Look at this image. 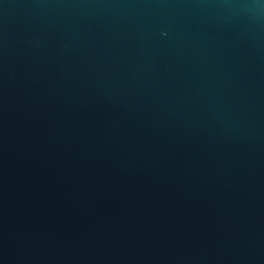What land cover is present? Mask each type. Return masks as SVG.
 I'll use <instances>...</instances> for the list:
<instances>
[{"label": "water", "instance_id": "water-1", "mask_svg": "<svg viewBox=\"0 0 264 264\" xmlns=\"http://www.w3.org/2000/svg\"><path fill=\"white\" fill-rule=\"evenodd\" d=\"M0 264H264V0H0Z\"/></svg>", "mask_w": 264, "mask_h": 264}]
</instances>
